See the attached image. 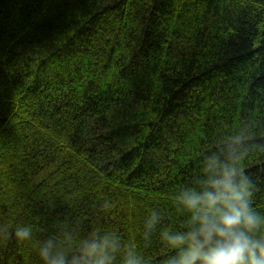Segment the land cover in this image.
Wrapping results in <instances>:
<instances>
[{
	"label": "trees",
	"instance_id": "obj_1",
	"mask_svg": "<svg viewBox=\"0 0 264 264\" xmlns=\"http://www.w3.org/2000/svg\"><path fill=\"white\" fill-rule=\"evenodd\" d=\"M242 121L264 136V0H0V227L43 230L0 232V264L74 221L179 223L171 194ZM244 166L264 211V151Z\"/></svg>",
	"mask_w": 264,
	"mask_h": 264
},
{
	"label": "clouds",
	"instance_id": "obj_2",
	"mask_svg": "<svg viewBox=\"0 0 264 264\" xmlns=\"http://www.w3.org/2000/svg\"><path fill=\"white\" fill-rule=\"evenodd\" d=\"M255 151H264V136L250 122L221 130L201 151L197 171L170 196L179 223L167 209L150 207L134 242L117 227L82 232L74 221L38 240L37 264H264V211L254 206L260 185L244 166ZM106 209L100 206L102 216ZM37 231L43 230L28 223L0 227L18 242L34 240ZM154 246L165 250L161 256L147 254Z\"/></svg>",
	"mask_w": 264,
	"mask_h": 264
}]
</instances>
